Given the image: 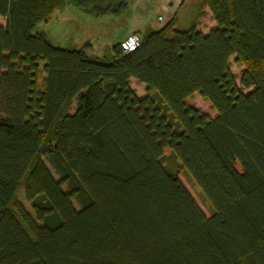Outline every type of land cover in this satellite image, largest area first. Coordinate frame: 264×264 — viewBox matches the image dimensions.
Masks as SVG:
<instances>
[{
  "label": "trees",
  "instance_id": "trees-1",
  "mask_svg": "<svg viewBox=\"0 0 264 264\" xmlns=\"http://www.w3.org/2000/svg\"><path fill=\"white\" fill-rule=\"evenodd\" d=\"M92 1L0 0V264H264V0H201L213 25L175 16L110 63L34 32L129 2Z\"/></svg>",
  "mask_w": 264,
  "mask_h": 264
},
{
  "label": "rangeland",
  "instance_id": "rangeland-1",
  "mask_svg": "<svg viewBox=\"0 0 264 264\" xmlns=\"http://www.w3.org/2000/svg\"><path fill=\"white\" fill-rule=\"evenodd\" d=\"M90 2L96 8L103 6V4L97 3L99 1L90 0ZM90 5L92 4L90 3ZM200 11L201 0L190 1L179 10L176 0H129L126 8L121 12L106 13L100 16L87 13L73 5H66L56 9L46 21L40 22L35 27L34 32L44 33L47 40L56 47L70 50L84 49L93 60L110 63L115 55L113 47L127 34L135 33L140 37L149 35L167 25L175 16L180 17L178 29L187 31L195 24L199 25ZM0 25H5V19L1 16ZM242 68L243 65L235 63L231 67V72L238 77L236 80L238 85H240L239 76ZM130 86L135 89L138 96L146 95L144 84L131 79ZM188 103L210 117L215 116V109H212L210 102L202 98L199 93L190 97ZM45 163L55 179L58 180V176L47 159H45ZM165 164L169 169H172L179 166V161L171 153H167ZM176 169L183 171L187 176L201 206L210 213L212 207L194 180L189 177L184 169ZM63 190L67 191L66 187L63 186ZM19 199L27 208H30L25 199L24 190L20 192ZM74 205L78 209L75 202Z\"/></svg>",
  "mask_w": 264,
  "mask_h": 264
},
{
  "label": "built area",
  "instance_id": "built-area-1",
  "mask_svg": "<svg viewBox=\"0 0 264 264\" xmlns=\"http://www.w3.org/2000/svg\"><path fill=\"white\" fill-rule=\"evenodd\" d=\"M161 19V17H159ZM141 45V37L138 34H130L121 42V48L124 54L135 51Z\"/></svg>",
  "mask_w": 264,
  "mask_h": 264
},
{
  "label": "crops",
  "instance_id": "crops-1",
  "mask_svg": "<svg viewBox=\"0 0 264 264\" xmlns=\"http://www.w3.org/2000/svg\"><path fill=\"white\" fill-rule=\"evenodd\" d=\"M190 1H194V0H189V1H187L185 4H183L182 6H180L179 4H180V2H179V0H176V4H177V6H178V10L179 9H182L188 2H190ZM201 7H202V2H201ZM177 18H178V22L180 21V17L179 16H177ZM214 23L212 22V20H211V15L209 14V13H205V16L204 17H202L201 18V20H200V23H199V25H197V27L199 28V29H207L209 26H211V25H213ZM130 34V33H129ZM129 34H127V35H129ZM126 35V36H127ZM126 36L125 37H123L124 39L126 38ZM124 39H122V40H124ZM121 40V41H122ZM120 41V42H121Z\"/></svg>",
  "mask_w": 264,
  "mask_h": 264
}]
</instances>
